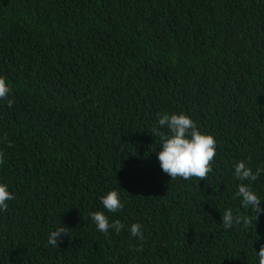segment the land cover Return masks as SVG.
Returning <instances> with one entry per match:
<instances>
[{
  "label": "trees",
  "instance_id": "1",
  "mask_svg": "<svg viewBox=\"0 0 264 264\" xmlns=\"http://www.w3.org/2000/svg\"><path fill=\"white\" fill-rule=\"evenodd\" d=\"M0 77V264H259L264 213L237 192L264 209V174L234 165L264 169V0H0ZM165 113L216 140L206 180L161 170ZM229 208L252 223L224 228Z\"/></svg>",
  "mask_w": 264,
  "mask_h": 264
},
{
  "label": "clouds",
  "instance_id": "2",
  "mask_svg": "<svg viewBox=\"0 0 264 264\" xmlns=\"http://www.w3.org/2000/svg\"><path fill=\"white\" fill-rule=\"evenodd\" d=\"M11 93L6 80L0 77V100H5L7 106L11 107L14 100L9 99ZM158 124L166 126L171 135L162 137L159 151L156 152L161 170L169 175L171 179L181 177L184 180L195 177L197 180H206L211 171L210 163L216 156V140L213 136L202 134L195 123L185 114H163L159 117ZM6 141V136L4 137ZM10 146V145H9ZM250 159V158H249ZM3 161V154L0 153V163ZM264 174V169L257 168L255 172L246 165L244 161H238L234 165V176L240 181H256L260 175ZM237 195L241 198L242 206H251L256 219L258 214L264 213L261 208V199L251 190L247 183L238 186ZM14 199L5 184H0V211H7L8 201ZM103 207L115 213L123 208L117 191L112 190L100 197ZM89 216L95 223L96 228L101 233H107L110 229L119 233L123 225L119 220L109 223L108 217L101 211L90 212ZM224 228H231L234 223L242 222L245 226L252 223L250 219L234 216L232 209H228L221 217ZM141 225L133 223L130 226V234L137 239H143ZM67 236L64 227L52 231L48 236V243L53 247H58L61 236ZM259 264H264V244L260 245L258 253Z\"/></svg>",
  "mask_w": 264,
  "mask_h": 264
}]
</instances>
